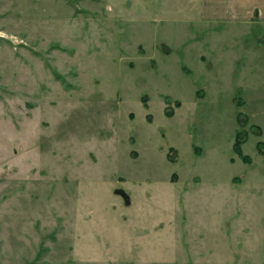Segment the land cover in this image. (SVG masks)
Listing matches in <instances>:
<instances>
[{
    "label": "rangeland",
    "instance_id": "obj_1",
    "mask_svg": "<svg viewBox=\"0 0 264 264\" xmlns=\"http://www.w3.org/2000/svg\"><path fill=\"white\" fill-rule=\"evenodd\" d=\"M203 6L0 0V264H264V21Z\"/></svg>",
    "mask_w": 264,
    "mask_h": 264
},
{
    "label": "crops",
    "instance_id": "obj_2",
    "mask_svg": "<svg viewBox=\"0 0 264 264\" xmlns=\"http://www.w3.org/2000/svg\"><path fill=\"white\" fill-rule=\"evenodd\" d=\"M205 20L249 22L264 21V0H204Z\"/></svg>",
    "mask_w": 264,
    "mask_h": 264
},
{
    "label": "trees",
    "instance_id": "obj_3",
    "mask_svg": "<svg viewBox=\"0 0 264 264\" xmlns=\"http://www.w3.org/2000/svg\"><path fill=\"white\" fill-rule=\"evenodd\" d=\"M260 135V134H259ZM245 136L243 133H240L237 138H236V141H235V144H234V147H233V150L235 152V154L241 158V160L245 163V164H250V158L248 156H245L244 153H243V150H242V146L243 144L245 143ZM257 149H258V152L260 154H263L264 155V143L260 142L258 143L257 145ZM176 153V150L171 148L169 149V155H168V158H169V161L171 163H174L175 162V159L172 157V154Z\"/></svg>",
    "mask_w": 264,
    "mask_h": 264
},
{
    "label": "flooded vegetation",
    "instance_id": "obj_4",
    "mask_svg": "<svg viewBox=\"0 0 264 264\" xmlns=\"http://www.w3.org/2000/svg\"><path fill=\"white\" fill-rule=\"evenodd\" d=\"M151 121V120H150Z\"/></svg>",
    "mask_w": 264,
    "mask_h": 264
}]
</instances>
